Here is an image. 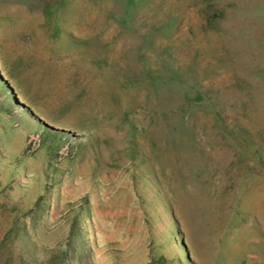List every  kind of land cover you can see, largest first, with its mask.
I'll list each match as a JSON object with an SVG mask.
<instances>
[{
  "label": "rangeland",
  "instance_id": "rangeland-1",
  "mask_svg": "<svg viewBox=\"0 0 264 264\" xmlns=\"http://www.w3.org/2000/svg\"><path fill=\"white\" fill-rule=\"evenodd\" d=\"M0 264H264V0H0Z\"/></svg>",
  "mask_w": 264,
  "mask_h": 264
}]
</instances>
